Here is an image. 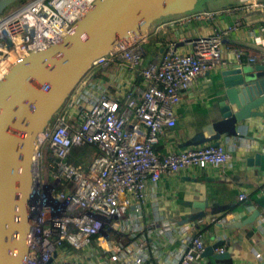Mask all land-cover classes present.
Instances as JSON below:
<instances>
[{"label": "built area", "instance_id": "1", "mask_svg": "<svg viewBox=\"0 0 264 264\" xmlns=\"http://www.w3.org/2000/svg\"><path fill=\"white\" fill-rule=\"evenodd\" d=\"M23 1L0 14V81L19 59L72 33L97 0ZM256 9L264 11V5L249 1L196 17L213 20L218 14ZM241 27L238 19L184 39L181 43L187 50L167 45L156 60L147 62L148 36L140 35L131 42L120 41L115 50L91 64L38 138L32 175L35 217L25 264H205L208 230L194 232L191 224L169 222L157 210V201L182 173L211 169L227 174L231 146L218 142L163 158L153 147L165 130L175 126V109L196 78L235 65L264 66V55L247 56L246 48H232L233 58L225 57L223 43ZM251 35L263 49L264 39ZM109 66L116 67L114 74L96 77ZM127 79L137 84L126 87ZM83 146L97 154L80 168L70 161L74 149ZM46 152L52 172L45 182ZM250 199L244 191L237 196L242 206ZM256 221L264 227V211ZM209 223L216 226L221 220L212 218ZM213 239L211 246L222 245L212 254H224L223 238L216 232Z\"/></svg>", "mask_w": 264, "mask_h": 264}, {"label": "water", "instance_id": "2", "mask_svg": "<svg viewBox=\"0 0 264 264\" xmlns=\"http://www.w3.org/2000/svg\"><path fill=\"white\" fill-rule=\"evenodd\" d=\"M22 0H0V14ZM197 0H97L73 32L45 50L19 59L0 81V264H25L30 226L32 162L38 138L91 64L130 35L140 36L156 20L193 10ZM153 10L157 11L154 15ZM222 76L219 103L230 130L249 121L264 122V66L235 65ZM264 178V153L245 160ZM254 198L247 223L264 211ZM222 243L206 248L204 256ZM231 249L213 255L229 259Z\"/></svg>", "mask_w": 264, "mask_h": 264}, {"label": "crops", "instance_id": "3", "mask_svg": "<svg viewBox=\"0 0 264 264\" xmlns=\"http://www.w3.org/2000/svg\"><path fill=\"white\" fill-rule=\"evenodd\" d=\"M249 1L264 5V0H198L193 10L187 13L161 18L157 24L151 23L142 34L148 36L144 45L145 62L156 60L163 48L170 44L178 50H187L182 40L219 30L238 19L242 22L241 29L223 43L225 57L233 58L232 48H246L249 51L246 55L254 58L264 55V48L258 49L251 35L264 39L262 9L244 14L222 13L213 20L196 17L203 12L231 9ZM116 70L115 66H109L99 70L96 77L103 78L104 73L114 74ZM225 70L216 69L194 80L175 109V126L165 130L153 149L159 158H163L169 153L220 142L231 146L229 172L217 174L207 169L182 173L158 199L156 207L171 223L191 224L194 232L208 230L205 238L207 248L211 247L216 232L223 238L226 251L231 249L229 259L216 260L211 253L203 257L205 264H264V227L258 226L256 220L246 224L253 212L250 208L254 206V198L262 194L260 186L264 178L257 169L248 170L245 164L246 158L252 154L264 153V122L255 120L236 125L235 135H230V130L218 128L224 122L219 103L222 100L221 74ZM126 81L123 80L126 87L137 84V81ZM242 191L251 194V199L244 206L237 200ZM229 216L235 221H229ZM212 218L220 219L221 224L211 225L209 221ZM254 254L261 258L256 260Z\"/></svg>", "mask_w": 264, "mask_h": 264}, {"label": "rangeland", "instance_id": "4", "mask_svg": "<svg viewBox=\"0 0 264 264\" xmlns=\"http://www.w3.org/2000/svg\"><path fill=\"white\" fill-rule=\"evenodd\" d=\"M25 1H27V0H25ZM23 2L24 1L22 0V2H19V3H16V4L10 6L7 9V11L10 12V11L16 9ZM157 23H158V20L154 21V24H157ZM48 154H49L48 156L51 157L49 152H48ZM95 154H96V150L94 148L90 147V146H84L82 148H79L78 154L74 157V159L76 161L75 165L77 167H80V168H85L94 159ZM42 168H43V170H42V178L46 182L47 179H48L49 173L52 172L51 160H50L49 163H47V162L45 163V161H43Z\"/></svg>", "mask_w": 264, "mask_h": 264}, {"label": "bare ground", "instance_id": "5", "mask_svg": "<svg viewBox=\"0 0 264 264\" xmlns=\"http://www.w3.org/2000/svg\"><path fill=\"white\" fill-rule=\"evenodd\" d=\"M153 13H154V15H157V11L156 10H153ZM135 35L136 34L130 35L129 37H127L123 41L131 42L133 40H136L138 36L137 35L135 36ZM115 49H116V47L114 46L112 48V50H115ZM40 50L42 51V49H40ZM32 175H34V159H33V162H32ZM35 186H36V182H35V179H34L33 182H32V185H31L30 195H29L30 223H33L34 217H35V215H34V209H35V207H34L35 206Z\"/></svg>", "mask_w": 264, "mask_h": 264}, {"label": "trees", "instance_id": "6", "mask_svg": "<svg viewBox=\"0 0 264 264\" xmlns=\"http://www.w3.org/2000/svg\"><path fill=\"white\" fill-rule=\"evenodd\" d=\"M84 147V146H83ZM80 148H82V147H80ZM78 150H79V148H76V149H74V154H73V156H72V158H71V163L73 164V165H75V159H74V157L78 154ZM49 154H48V152H46V154H45V157H44V161H45V163L47 162V163H49L50 162V160H51V157L50 156H48Z\"/></svg>", "mask_w": 264, "mask_h": 264}]
</instances>
